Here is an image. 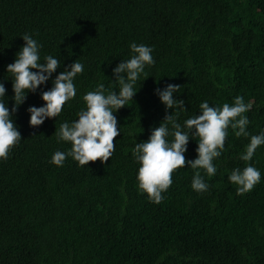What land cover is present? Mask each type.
Instances as JSON below:
<instances>
[{
	"label": "trees",
	"instance_id": "1",
	"mask_svg": "<svg viewBox=\"0 0 264 264\" xmlns=\"http://www.w3.org/2000/svg\"><path fill=\"white\" fill-rule=\"evenodd\" d=\"M25 33L41 46V63L51 55L60 67L10 117L22 139L0 159V264H264V145L242 161L250 136L237 137L229 126L216 174L199 169L207 191L193 190L196 170L182 167L159 204L139 190L133 156L166 113L176 111L183 127L204 101L222 107L242 96L251 104L243 114L247 131L264 132V0H0V100L10 112L7 65ZM133 42L152 48L155 63L139 76L133 100L114 113L120 135L110 159L50 163L56 151L71 149L54 133L78 118L83 95L101 83L106 95L119 92L113 69L131 57ZM76 60L84 67L73 81L76 97L55 119L31 127L27 109L43 106L41 92ZM168 84L181 86L173 97L185 109L160 101L155 90ZM190 138L185 156L194 160L198 137ZM249 163L261 180L238 195L228 176Z\"/></svg>",
	"mask_w": 264,
	"mask_h": 264
},
{
	"label": "clouds",
	"instance_id": "2",
	"mask_svg": "<svg viewBox=\"0 0 264 264\" xmlns=\"http://www.w3.org/2000/svg\"><path fill=\"white\" fill-rule=\"evenodd\" d=\"M21 37L25 43L16 53L15 61L7 65V72L12 74L15 101L11 112L0 100V159H7L11 149L22 139L20 131L10 117H13L12 114L25 102L27 93H35L60 67L59 60L51 55L46 56L45 62L41 63V46L27 33ZM130 49L131 57L113 69V81L119 85V92L112 90L106 95L105 86L101 83L96 90L83 95L86 107L77 113L78 118L71 124L62 123L54 133L58 141L70 142L71 149L67 153L56 151L50 163L62 166L67 157H72L80 166H84L98 160L107 163L110 159L115 151L114 141L120 135L114 113L125 107L129 100H133L136 94L134 85L139 76L144 73L146 65L155 63L151 54L152 48L133 42ZM83 70V65L78 60L74 61L55 77L51 89L41 92L44 105L30 106L27 109L31 127L42 125L46 119H55L62 112L66 102L76 97L77 91L73 81ZM180 88L179 85L168 84L162 90L157 88L155 93L166 109L183 110L186 108L185 101L173 97L174 93L180 92ZM4 96L6 88L0 83V97ZM250 108L251 104H245L242 96H237L232 105L225 103L222 107H213L204 101L199 105V114L185 120L183 127L177 122L176 111L166 113L160 125L151 129L148 140L137 143L133 149V156L140 165L137 175L139 190L146 193L150 201L159 204L163 200L162 194L173 183L174 171L190 166L196 170L192 179L193 190L207 191L208 184L204 182L199 169H203L208 176L216 174L217 169L213 161L220 157L224 150L229 126L237 137L250 136V143L240 156L242 161L250 162L257 148L264 145V132L251 135L247 131L249 120L243 114ZM169 136L173 137L171 141L167 139ZM190 137H198V155L194 160H188L185 156ZM228 179L237 186V194L243 195L260 182L261 173L249 163L243 169H233Z\"/></svg>",
	"mask_w": 264,
	"mask_h": 264
}]
</instances>
